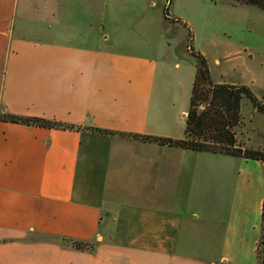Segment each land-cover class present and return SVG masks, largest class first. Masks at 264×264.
I'll list each match as a JSON object with an SVG mask.
<instances>
[{
	"label": "crops",
	"instance_id": "1",
	"mask_svg": "<svg viewBox=\"0 0 264 264\" xmlns=\"http://www.w3.org/2000/svg\"><path fill=\"white\" fill-rule=\"evenodd\" d=\"M154 2L0 0V111L74 125L0 120V264L257 257L264 161L123 134L185 136L188 106L181 121L176 109L193 52L172 34L190 26L172 1L154 20Z\"/></svg>",
	"mask_w": 264,
	"mask_h": 264
},
{
	"label": "rangeland",
	"instance_id": "2",
	"mask_svg": "<svg viewBox=\"0 0 264 264\" xmlns=\"http://www.w3.org/2000/svg\"><path fill=\"white\" fill-rule=\"evenodd\" d=\"M165 1L155 0L150 6L154 20L162 18ZM169 11L189 23L193 48L205 55L213 81L243 83L257 97L264 96V9L236 0H172ZM187 31L182 26L173 31L172 45L177 53H185ZM196 62V56L188 53L182 60L181 74L185 82L177 101L178 121L182 120L181 108L189 103ZM173 72L170 68V75ZM240 112L246 124L243 126L240 121L234 126L238 136L242 132L251 140L264 142V113L254 109L246 96L241 99ZM249 262L260 264L254 254Z\"/></svg>",
	"mask_w": 264,
	"mask_h": 264
},
{
	"label": "trees",
	"instance_id": "3",
	"mask_svg": "<svg viewBox=\"0 0 264 264\" xmlns=\"http://www.w3.org/2000/svg\"><path fill=\"white\" fill-rule=\"evenodd\" d=\"M168 4L163 8L168 13ZM237 2L256 5L264 9V0H236ZM184 24H186L184 22ZM192 31L188 27L187 45L197 58L196 70L192 80L188 108L185 114V136L170 137L141 133H126L129 136L139 137L143 140H153L181 147L199 150L219 151L256 158L264 161L263 147L242 146L237 143L234 126L241 119V99L246 96L252 105L264 113V96L257 97L252 89L243 83L214 82L209 73L205 55L195 50L191 44ZM202 105V106H200ZM0 120L23 122L47 126H74L57 120L41 116L23 115L6 110L0 111ZM98 131H109L104 128L92 126ZM77 247L91 249L93 243L87 240H73ZM256 255L260 264H264V194L260 219V236L256 243Z\"/></svg>",
	"mask_w": 264,
	"mask_h": 264
}]
</instances>
